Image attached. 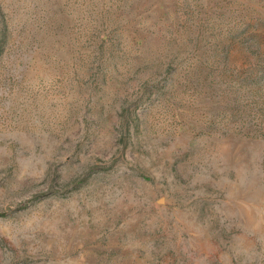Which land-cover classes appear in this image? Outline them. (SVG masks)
<instances>
[{
  "label": "rangeland",
  "instance_id": "rangeland-1",
  "mask_svg": "<svg viewBox=\"0 0 264 264\" xmlns=\"http://www.w3.org/2000/svg\"><path fill=\"white\" fill-rule=\"evenodd\" d=\"M0 264H264V0H0Z\"/></svg>",
  "mask_w": 264,
  "mask_h": 264
}]
</instances>
